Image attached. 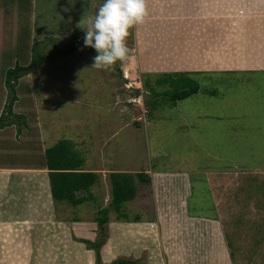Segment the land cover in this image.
I'll use <instances>...</instances> for the list:
<instances>
[{
    "label": "rangeland",
    "instance_id": "rangeland-1",
    "mask_svg": "<svg viewBox=\"0 0 264 264\" xmlns=\"http://www.w3.org/2000/svg\"><path fill=\"white\" fill-rule=\"evenodd\" d=\"M27 1L7 0L4 5L11 9ZM223 1L225 9L238 7L239 16L229 19L239 21L241 0ZM253 2L245 0L247 6ZM100 3L102 0H39L35 18L40 27L34 34L37 51L51 55L58 49V37L60 45L69 46L75 29L85 27H77L83 15L87 11L94 14ZM59 8L69 11L62 24L56 19L59 15L53 14ZM41 11L42 17H38ZM223 13L214 15L223 19ZM161 14L165 20L176 16L163 11ZM153 15L146 21L161 18ZM236 21L229 24L233 30L230 44L218 48L213 56L223 58L220 60L224 68H241V30L237 31ZM157 29L146 32L139 25L128 38V58L108 69L91 67L96 52L83 47L13 80V91L10 86L6 90L0 86L2 121H8L9 105L14 104L12 98L16 97L20 110L14 118L17 131L33 130L24 144H17L20 141L13 136L14 143L7 142L5 146L9 152L20 145L25 156L7 157L6 152L0 153V166H39L44 159V145L50 148L61 140H71L85 158L86 170L101 174L91 188L93 198L76 207L61 206V219L66 224H57L63 232L53 229V250L44 255L38 245L29 258L23 257L26 262L43 264L47 259L50 264H76L79 250L74 246L79 243V248L85 250L80 260L95 263V252L79 240L95 241L99 236L94 220L100 209L110 203L109 175L127 169L134 174L147 172L152 182L147 185L137 180L138 195L124 206V212L130 218L138 216V221H116L115 213L109 214L105 225L108 241L100 250L102 263L125 259L136 264H264V252L241 253V184H261L260 193L264 196V137L258 135L264 123V70L192 74L189 57L195 59L197 52L204 54L203 46L189 41L164 49L166 45L161 43L165 60H157V45L150 46L161 37L153 35ZM160 29H164L163 24ZM21 44L12 34L5 41V47L10 48L0 56V85L7 78L8 68L21 64L16 54ZM23 52L24 49L21 55ZM146 55L151 58L149 64L141 60ZM157 55L162 59L161 54ZM177 72L197 80L202 86L199 93L173 102L167 93L180 91L181 87L156 86L158 78ZM152 87L157 94L151 91ZM13 130L4 134L14 135ZM251 233L254 237L259 232ZM132 234L138 241L135 245L144 247L142 252L131 251ZM40 235L39 228L38 239ZM67 246L68 255H61Z\"/></svg>",
    "mask_w": 264,
    "mask_h": 264
},
{
    "label": "crops",
    "instance_id": "crops-1",
    "mask_svg": "<svg viewBox=\"0 0 264 264\" xmlns=\"http://www.w3.org/2000/svg\"><path fill=\"white\" fill-rule=\"evenodd\" d=\"M6 1L0 0V6L3 4V7H0V56H3L5 51L10 48L9 46L5 47V41L12 34L18 42L22 43L16 53L19 59L22 60L29 55L28 58L31 61L32 51L36 49L37 44L34 34L40 27V21L35 18L39 0H20L27 1V3H18L11 9L4 5ZM223 2L226 1L148 0L149 16L147 19L154 18L153 14L155 16L162 15V11L166 14L175 13L176 15L173 20H165V17L160 16L162 19H153L155 21L152 22L145 21L141 25L146 32H150L156 29V27H159V29L153 31L154 36L172 37L171 39L160 37L150 44V46H153V44L157 45L154 51L156 52V59L165 60V56L162 53V45H166L164 49H171L170 46H173L175 43L181 46L182 43H189L190 41L189 44L196 43V45L203 46L204 53L199 54L197 52L195 59L189 57L190 72L192 74L208 76L210 73L226 74L231 73V71L246 72L264 70V0H254L253 4L248 5L249 7L245 4V0H241L242 14L240 15L241 19L239 21L229 19L230 17L239 16L237 14L238 7L234 8L232 6L230 9H225L222 7ZM221 11H224L223 14H225L223 19L220 16H215L221 14ZM42 12L38 17H42ZM56 13L59 15L56 18L59 21L58 23L62 24L61 21L66 20L69 11L61 9L59 12H53V14ZM37 21H39V25ZM235 21L238 23L237 31L239 29L241 30V60H239L241 62V68H224V63L220 60L223 58H214L213 56L217 53L218 48L220 49L226 44H230L229 40L233 36V30H230L229 24ZM162 24L164 25L163 30H161L162 28L160 29ZM233 29L235 30V28ZM20 31H22V34L19 33ZM26 32H29V34L26 35ZM20 36L24 39H21ZM59 43L58 37L56 46L58 48H64V45H60ZM23 49L24 52L21 55ZM157 53L163 56L162 59H159L160 56ZM149 58L150 56L146 55L141 60H145L148 63ZM199 58L202 59L200 64H197ZM0 86H2V90H6V78L3 79ZM17 101V99L14 101L12 113L9 111L8 121L3 122L2 118H0L1 124L11 122L19 115L20 110ZM15 125L17 126L16 122H13L10 126L0 129V153L6 152L5 146L7 142L14 143L13 136L20 141L17 144H24L25 140L31 138L30 136H32L33 130H26L27 133L23 132V130H21L22 132H18ZM261 125L260 132H264V123ZM6 130H13L14 135L4 134ZM38 141L41 142L42 139L39 138ZM48 148V146L44 145L42 155H44L45 150ZM4 156L22 157L25 156V151L20 150V145H18V148L16 147V149L6 152ZM84 168L86 170V165ZM87 171L94 172V170ZM120 171L129 172L127 169ZM120 171L115 170L113 172ZM48 173L49 170L44 165V159L42 165L34 167L0 166V264H12V261L16 262L14 264H31V262H26L24 258H29L37 250L38 245H40L41 252L44 255L53 250V229L59 231L57 224H66L61 219L59 210H62L61 206L68 204L55 203L53 200ZM255 182L257 181L254 180L253 183ZM254 186L252 187V184L246 181L241 184V211H243V215H241V253L264 252V237L259 235L264 234V196L260 193L261 184ZM251 189H254V191L250 192ZM138 190L140 189L138 188ZM41 222H43L42 225L40 224ZM39 228L42 235L38 239ZM252 231L259 233L252 237ZM49 232L51 236L48 235ZM59 232L63 231L60 229ZM132 236V241L134 242L130 245L131 251L134 252L137 249L142 252L144 247L138 248L136 246L137 244L135 245V243H138L136 235L132 234ZM259 238H262V240L257 241ZM75 245L74 249L77 247V250H79V256L75 257L76 264H95L90 260L85 261V258L80 260L81 252H84L83 255H85V250H83L84 248H79V243ZM115 248L117 247L115 246ZM64 252L68 255L70 246H67L65 251L62 249L60 254L63 255ZM134 263L136 264V262ZM36 264L38 263L36 262ZM43 264H50V262L45 259ZM62 264H68V262H62Z\"/></svg>",
    "mask_w": 264,
    "mask_h": 264
},
{
    "label": "trees",
    "instance_id": "trees-1",
    "mask_svg": "<svg viewBox=\"0 0 264 264\" xmlns=\"http://www.w3.org/2000/svg\"><path fill=\"white\" fill-rule=\"evenodd\" d=\"M29 31V30H28ZM26 35L29 32L25 33ZM83 35L84 32L80 29H75L74 34L71 38L70 45L65 48L56 49L51 55H45L38 52L36 49L32 51V59L29 60L28 56L23 58L20 63L17 62L15 67H10L7 70L6 84L15 90V86L11 84L13 80L17 81L24 75L31 73V71L37 70L42 63L53 62L60 58H66L70 55L76 53L81 48H83ZM165 78H158L156 86L169 85L177 89L181 87L182 90L174 91L172 93H167L173 102H178L187 99L195 94H198L202 89V86L197 80L193 78H186L185 73H174L166 74ZM202 84H207V82L202 81ZM190 85V89H189ZM150 86V84H148ZM151 91L157 94L155 87L151 88ZM210 94L212 93L209 92ZM16 98H12V104ZM12 106L9 105V111L12 113ZM17 123L14 119L11 122L3 123L0 122V129L5 128ZM20 132V130H18ZM256 132V131H255ZM260 132V130H259ZM255 135V133L253 132ZM261 138L264 137V132L258 134ZM85 158L82 154L74 148V144L71 140H61L54 146L45 150L44 153V165L49 170V182L51 188V194L55 203H66L71 206H78L86 203L89 199L93 198L91 188L96 185L100 180V175L93 171L85 170ZM39 165H42V161H39ZM137 180L141 183L149 185L152 182L151 176L142 171L135 174L129 172H112L109 175V181L111 184V199L108 207L101 208L98 212L99 215L95 217V222L98 225L99 236L95 241L81 239L79 241L86 244L89 250H93L96 254L95 264L102 263L100 250L101 247L106 243L107 230L105 225L109 223V214L111 212L115 213L116 221L133 222L138 221L139 217L135 216L130 218V216L124 212V206L127 202L135 200L138 188ZM87 194L86 197L81 198L82 195ZM233 256V254L231 253ZM109 264H135L133 261L125 259H116Z\"/></svg>",
    "mask_w": 264,
    "mask_h": 264
},
{
    "label": "clouds",
    "instance_id": "clouds-1",
    "mask_svg": "<svg viewBox=\"0 0 264 264\" xmlns=\"http://www.w3.org/2000/svg\"><path fill=\"white\" fill-rule=\"evenodd\" d=\"M148 16V0H102L94 14L87 11L77 27L85 25L80 28L84 32L83 46L96 52L91 67L108 69L126 60L130 54L128 38Z\"/></svg>",
    "mask_w": 264,
    "mask_h": 264
}]
</instances>
